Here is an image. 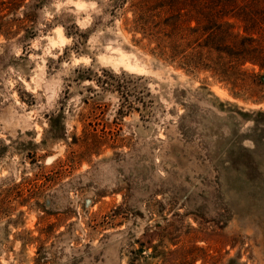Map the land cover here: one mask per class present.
<instances>
[{
    "label": "rangeland",
    "instance_id": "1",
    "mask_svg": "<svg viewBox=\"0 0 264 264\" xmlns=\"http://www.w3.org/2000/svg\"><path fill=\"white\" fill-rule=\"evenodd\" d=\"M0 3V264H264V0Z\"/></svg>",
    "mask_w": 264,
    "mask_h": 264
},
{
    "label": "trees",
    "instance_id": "2",
    "mask_svg": "<svg viewBox=\"0 0 264 264\" xmlns=\"http://www.w3.org/2000/svg\"><path fill=\"white\" fill-rule=\"evenodd\" d=\"M0 5H1V3H0ZM2 19H3V16L0 17V34L4 32L7 35V33H6L7 31L5 29L7 26V23L2 22ZM142 19H143V17L140 18V20H142ZM146 24L147 23L145 22V24L142 25V26H144L142 28H144V30H151L149 27H147ZM221 25H223V24H221ZM216 28H217V29H215L216 34L214 35L216 41L215 40L212 41L213 43H217L216 47L228 48V49L232 50L233 53L239 55L240 53L238 52V47H239V44L241 42L237 41V37L234 36L231 33V31L229 32V29H231V28L230 27L224 28V26H217ZM212 35L210 34V38ZM252 50L257 51L256 49H252ZM232 51H230V52H232ZM225 52H229V51H225ZM261 54H263V53H260V51H259V53L253 55L254 56L253 58H250L247 60H251L253 62H258L261 65V67H264V54H263V57H261ZM261 58H263V59H261Z\"/></svg>",
    "mask_w": 264,
    "mask_h": 264
},
{
    "label": "bare ground",
    "instance_id": "3",
    "mask_svg": "<svg viewBox=\"0 0 264 264\" xmlns=\"http://www.w3.org/2000/svg\"><path fill=\"white\" fill-rule=\"evenodd\" d=\"M121 56H122V55H121ZM124 56H125V55L123 54V58H124ZM119 57H120V55H119ZM123 58L121 59L122 61H123ZM119 62H120V61H119ZM127 62H128V61H127Z\"/></svg>",
    "mask_w": 264,
    "mask_h": 264
}]
</instances>
